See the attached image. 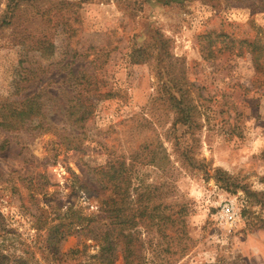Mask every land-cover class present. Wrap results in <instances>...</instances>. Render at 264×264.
I'll list each match as a JSON object with an SVG mask.
<instances>
[{
	"label": "rangeland",
	"instance_id": "374dc122",
	"mask_svg": "<svg viewBox=\"0 0 264 264\" xmlns=\"http://www.w3.org/2000/svg\"><path fill=\"white\" fill-rule=\"evenodd\" d=\"M0 264H264V0H0Z\"/></svg>",
	"mask_w": 264,
	"mask_h": 264
},
{
	"label": "built area",
	"instance_id": "2783aa9c",
	"mask_svg": "<svg viewBox=\"0 0 264 264\" xmlns=\"http://www.w3.org/2000/svg\"><path fill=\"white\" fill-rule=\"evenodd\" d=\"M216 220L229 228L241 220L240 208L234 199L221 202L215 214Z\"/></svg>",
	"mask_w": 264,
	"mask_h": 264
},
{
	"label": "trees",
	"instance_id": "16d2710c",
	"mask_svg": "<svg viewBox=\"0 0 264 264\" xmlns=\"http://www.w3.org/2000/svg\"><path fill=\"white\" fill-rule=\"evenodd\" d=\"M254 46H255V44H254ZM254 62H256V56H254ZM173 87L175 88V90L177 92L179 91V88L177 86L173 85ZM177 105H180V102H177ZM184 108H187V106H184ZM184 108H180L179 107L177 109V111H178L177 114L182 112V114L184 116V113H186V109H184ZM75 112H78V108L75 110ZM68 113H69V115L70 114L72 115V111H69L68 110ZM110 214L114 218V223L117 222V223L122 224L124 226H135L136 223H137V221L134 220V218H133L132 215H130V214H126L125 215L124 213H121L120 210H117V209H115L114 211L112 210L110 212ZM128 235L132 236V234L130 233V231L128 232ZM132 247L133 246H131V248Z\"/></svg>",
	"mask_w": 264,
	"mask_h": 264
}]
</instances>
